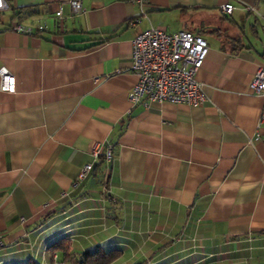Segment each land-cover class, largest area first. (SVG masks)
<instances>
[{"label":"crops","instance_id":"1","mask_svg":"<svg viewBox=\"0 0 264 264\" xmlns=\"http://www.w3.org/2000/svg\"><path fill=\"white\" fill-rule=\"evenodd\" d=\"M69 1L0 12V66L15 78L0 90V264L111 250L108 264H264V95L248 90L264 0ZM150 27L207 41L203 104L128 102L132 40ZM64 240L67 255L52 249Z\"/></svg>","mask_w":264,"mask_h":264},{"label":"built area","instance_id":"2","mask_svg":"<svg viewBox=\"0 0 264 264\" xmlns=\"http://www.w3.org/2000/svg\"><path fill=\"white\" fill-rule=\"evenodd\" d=\"M139 6L147 0H132ZM69 4L75 11L82 12L80 0H70ZM7 8L5 0H0V12ZM233 5L229 2L220 5L222 14H231ZM57 27L61 28L62 8L55 11ZM10 30L18 33L32 34L30 26L18 22L12 23ZM44 27L39 25L37 30ZM264 35V25L261 27ZM209 46L199 34L188 30L167 33L158 27L139 33L132 40L130 70L136 75V82L129 90L127 98L131 105L141 102L146 106L149 102H168L198 106L204 103L206 97L201 83L197 80V72L207 57ZM0 90L12 93L15 90V78L5 67L0 66ZM252 93L264 95V67H258L248 83ZM98 149H93L96 157ZM104 160H112V146L107 144L103 151ZM92 167L86 163L80 169L76 182L81 181ZM5 246L0 238V249ZM55 258V256H54Z\"/></svg>","mask_w":264,"mask_h":264},{"label":"trees","instance_id":"3","mask_svg":"<svg viewBox=\"0 0 264 264\" xmlns=\"http://www.w3.org/2000/svg\"><path fill=\"white\" fill-rule=\"evenodd\" d=\"M68 242L67 241H60V242H56L52 245V249L55 251L60 250L63 251L65 255H67V250H68ZM120 255V251L119 250H111L109 252H101V251H97V252H92V253H87L85 254V258L86 260H84V262H90L89 264H108L111 261H113L114 259H116L118 256ZM83 262V263H84ZM28 264H35L33 262H30ZM142 264V263H139Z\"/></svg>","mask_w":264,"mask_h":264}]
</instances>
